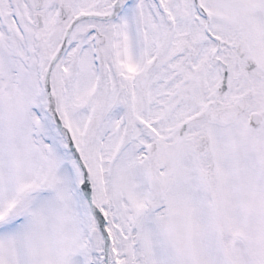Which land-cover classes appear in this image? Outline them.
Instances as JSON below:
<instances>
[{"label": "snow or ice", "instance_id": "6c2138e0", "mask_svg": "<svg viewBox=\"0 0 264 264\" xmlns=\"http://www.w3.org/2000/svg\"><path fill=\"white\" fill-rule=\"evenodd\" d=\"M0 264H264V0H0Z\"/></svg>", "mask_w": 264, "mask_h": 264}]
</instances>
